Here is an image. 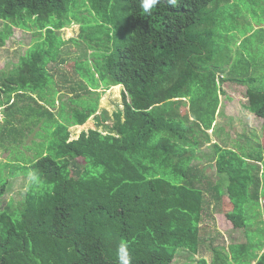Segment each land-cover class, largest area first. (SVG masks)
Instances as JSON below:
<instances>
[{"label": "trees", "instance_id": "obj_1", "mask_svg": "<svg viewBox=\"0 0 264 264\" xmlns=\"http://www.w3.org/2000/svg\"><path fill=\"white\" fill-rule=\"evenodd\" d=\"M231 1L160 0L149 14L142 0H82L89 19L73 11L81 10L76 0H0V47L15 28L46 33L0 75L6 123L17 138V127L26 135L35 120L41 137L49 131L51 140L49 152L39 142L42 154L29 164L0 167V197L11 176L32 179L18 218L0 211V264H119L121 243L129 247L131 264H171L180 247L199 252L201 231L224 206H231L226 216L234 225L233 243L212 263L203 257L195 264L248 258L257 243L238 242L247 239L249 215L264 199V75H255L264 69V52L245 51L252 33L245 40L227 37L238 39L235 51L217 44L221 13ZM74 21L83 22L80 38L91 50L93 63L85 60L94 80L72 85L74 106L66 112L62 102L56 112L55 100L46 101L54 82L50 65L66 44L56 31ZM228 82L248 85L246 108L263 119L259 153L217 141L207 163L197 152L213 141L209 131H215ZM118 85L123 109L115 121L98 122L105 131L91 128L71 139L70 128L84 125L98 112L103 92ZM247 262L264 264V251Z\"/></svg>", "mask_w": 264, "mask_h": 264}, {"label": "rangeland", "instance_id": "obj_2", "mask_svg": "<svg viewBox=\"0 0 264 264\" xmlns=\"http://www.w3.org/2000/svg\"><path fill=\"white\" fill-rule=\"evenodd\" d=\"M74 4L81 6V10L78 11L77 7H75L73 11L79 12L81 17L85 16L89 19H93L92 14L88 11L89 6L82 5V0H76ZM82 24L83 22L74 21L68 27L56 31L57 35L66 41V44L62 47L58 62L50 65V70L56 84L52 82L48 87V98L46 101L50 104L53 102V99L55 100L54 110L56 112H59L62 102L67 105L65 109L66 112H70L71 107L74 106L72 102H70L71 96H74V92L70 90L72 85H80L82 81L90 84L91 81L94 80V72L90 71L92 67L91 62L93 63L94 61L90 55L91 50H89L88 46L85 45L80 38ZM4 25L5 22L0 19V29H3ZM247 33H252L254 37H252L251 42H249L251 44L248 43V45H246L247 49L245 51H247L248 54L254 50H257L260 54L263 53L264 41H262L263 43L261 42V33H264V0H256L255 3H251L249 0H232L221 13V21L218 29L219 36L216 42L220 46L229 44L235 51L237 49L236 43H238V39H235L237 40L236 42L230 39L231 42L228 41L227 37H239L241 40H245L249 35ZM45 38V31L39 32L34 26L29 28H15L13 35L6 41L4 46L0 47V75L4 76L12 71L19 64L21 57L35 48L40 42L44 41ZM72 39H79L78 43L72 42ZM80 59L83 60L80 62V71L78 72L77 63ZM223 66V63L219 65L218 70L223 71ZM260 73L264 75V69H261L255 75L259 76L261 75ZM96 84L99 86L98 81H96ZM261 84V82H257L254 83V86H261ZM222 86L227 96H222V103L219 109L220 112L217 117L216 126L214 127L215 131L211 132L214 141L197 152L199 158L207 163L208 161L205 160V158H208L214 152V143L217 140L227 148L239 146L238 142H240V144H244V146L246 145L248 147L247 151L252 150V152L256 154V144L262 139L263 119L257 117L246 108V90L248 85L230 84L228 82L222 84ZM123 88L122 85H118L103 92L99 100L98 112L89 118L84 125L72 126L70 128L71 139L77 138L82 131H88L91 128H100L105 131L104 127L98 126V122L111 124L115 121V112L123 109ZM102 89L103 86H101L99 91H102ZM57 90L59 91L58 93ZM34 96L39 99L38 93L34 94ZM87 96L90 97L89 94ZM74 104L78 105V102ZM7 108L8 105L6 104L0 106V167H3V163L9 161L21 163L23 165L29 164L35 159L34 157H36V155L39 156L42 154L43 145H46V152H49L51 147L49 131L48 134L42 138L40 135L41 125H34L35 120L29 121L30 123L27 125V128L32 129V131L28 130L26 135L24 134L25 132L21 134V128L17 127L19 130L17 132L18 137L15 138L16 135L11 132L13 125H11V122L6 123V120H9L8 118L6 119ZM12 111H15V108ZM104 111L107 112V119L102 116ZM219 129L223 131L218 132ZM39 142H43V145L39 144ZM250 142L251 146H249ZM257 153H259L258 150ZM10 173L4 175L9 176ZM12 177L13 176L9 179L6 191L0 197V211L7 210L12 216L18 218L22 208V202L29 190L28 185L31 184L32 179L29 175ZM261 203L262 208L253 210L249 215V226L253 227L255 230L252 233L253 229H250L246 235L247 239L242 238V241L240 240L238 242V244L248 243V245L251 241L252 243H257V246L246 253L248 258L261 255L264 251L261 252L259 250V244L262 245L264 241V199ZM223 210L224 211L221 210L214 216L216 221H213L209 227L201 231L199 252L193 254L188 249L180 247L177 249L175 259L171 264H195L198 259L203 257L206 258L209 263H212L218 256L217 251L224 252V249L228 248L230 243H233V237L236 235L235 232L233 233L234 225L226 216V211L231 210V206L228 208L224 206ZM235 230L237 232V229ZM251 236L253 238L252 240ZM244 247H247V245L245 244ZM248 258L245 257L241 264L248 263ZM238 260L239 259L235 261L231 260L229 264H240Z\"/></svg>", "mask_w": 264, "mask_h": 264}, {"label": "clouds", "instance_id": "obj_3", "mask_svg": "<svg viewBox=\"0 0 264 264\" xmlns=\"http://www.w3.org/2000/svg\"><path fill=\"white\" fill-rule=\"evenodd\" d=\"M160 0H142V8L144 12L150 14V10L156 6ZM169 4H175L176 0H168ZM119 264H131V254L126 243H121L117 250Z\"/></svg>", "mask_w": 264, "mask_h": 264}, {"label": "crops", "instance_id": "obj_4", "mask_svg": "<svg viewBox=\"0 0 264 264\" xmlns=\"http://www.w3.org/2000/svg\"><path fill=\"white\" fill-rule=\"evenodd\" d=\"M216 122H217V120H216ZM209 132L211 133V132H212V130H210ZM212 138H213V136H212ZM213 141H214V139H213ZM213 141H212V142H213ZM217 141H218V140H217ZM217 141H216V142H217ZM212 142H211V143H212ZM218 142H220V141H218Z\"/></svg>", "mask_w": 264, "mask_h": 264}]
</instances>
